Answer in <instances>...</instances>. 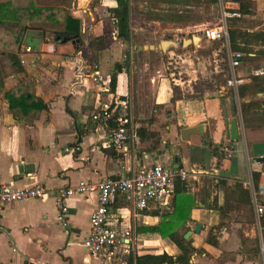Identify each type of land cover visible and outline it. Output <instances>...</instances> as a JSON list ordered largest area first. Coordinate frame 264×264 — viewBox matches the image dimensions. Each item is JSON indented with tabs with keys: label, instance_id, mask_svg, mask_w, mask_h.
<instances>
[{
	"label": "crops",
	"instance_id": "obj_1",
	"mask_svg": "<svg viewBox=\"0 0 264 264\" xmlns=\"http://www.w3.org/2000/svg\"><path fill=\"white\" fill-rule=\"evenodd\" d=\"M253 1L257 14L243 18L241 29L264 31V23L257 20L261 0ZM0 3L15 10L41 7L37 0ZM216 5L211 0H131L127 41L118 37L109 13L116 6L113 0H73L67 11L81 21V38L74 42H58L52 32L64 31L65 24L42 22L44 15L32 16L28 24L23 21L22 28L33 29L26 30L19 50L10 52L19 56L28 38L36 39L38 48L25 54L24 73L8 78L0 93V186L24 189L43 184L57 191L77 187L81 181L127 177L129 171L155 163L187 170L201 181L211 169V176L225 178L227 199L242 204L220 230L214 229L220 224L219 213L206 208L198 190L189 194L195 205L181 217L173 214L172 195L165 204H150L145 211L136 210L131 198L122 197L111 206L112 223L121 232L131 229L133 254L177 256L179 250L170 238L150 230L163 224L167 235L168 226L179 227L182 234L194 232L190 237L194 247L205 252L193 256L191 264H264V240L252 233L253 202L244 203L243 190L252 171L262 173L264 185V163H249L245 148L230 158L222 157L221 150L232 143L230 126L239 111L214 75L222 72L219 66L208 70L199 55L207 46L202 33L212 24L207 11L216 10ZM230 7L237 10L239 4L232 0ZM193 38L199 45L185 47L184 41ZM164 42H171L167 53L162 51ZM235 49L244 55L238 73L242 85H247L264 72V47L236 45ZM77 58L84 61L85 71L77 69ZM95 59L98 82L91 76ZM118 64L123 70L113 93L111 78ZM169 65H175L178 75L168 72ZM23 80L31 82L35 96L48 107L32 124L15 120L7 108V88ZM255 99L264 100V94ZM116 101L126 104L135 124V137L125 156L111 147L113 123L92 120L97 109ZM189 128L200 130L185 140L182 132ZM249 130L254 132L252 143L264 142V128ZM245 169L247 179L241 178ZM98 198L92 191L68 199L69 233L58 221L53 197L8 205L0 212V264H127L124 259L110 262L92 257L84 247ZM198 224L203 226L200 234L195 233ZM211 232L218 246L207 243Z\"/></svg>",
	"mask_w": 264,
	"mask_h": 264
},
{
	"label": "trees",
	"instance_id": "obj_2",
	"mask_svg": "<svg viewBox=\"0 0 264 264\" xmlns=\"http://www.w3.org/2000/svg\"><path fill=\"white\" fill-rule=\"evenodd\" d=\"M116 6L109 9L110 15L115 19L118 30V37L127 41L130 37V1L131 0H113ZM219 0H211L216 4ZM239 4L236 10L242 15V19H232L229 21V34L232 49L236 45L258 46L264 47V31L252 32L241 29L243 18L251 17L257 14V4L253 0H235ZM41 7L35 4L24 10L10 9L9 4L0 3V93L5 90L7 79L17 77L24 73V68L19 60L18 55L11 53L16 52L20 48V44L27 29L22 28L23 21L32 22V16H42V22H54L65 24V30L61 32H52L56 38H60L67 42H74L81 38V21L73 18L67 11L72 6L73 0H37ZM35 14V15H34ZM27 16V17H26ZM30 16V17H29ZM24 17V18H23ZM44 19V20H43ZM35 21L37 19L35 18ZM97 66L96 59L91 63ZM123 67L116 65L111 78L112 92H116L117 78L122 72ZM264 94V72L262 75L254 76L247 85L239 87V98L242 100L241 115L246 128H264V100H258V94ZM246 97H252L251 101H245ZM8 111L13 115L15 120L24 121L32 124L36 120L42 110H47V105L41 99L35 96L31 82L23 80L20 85L7 88L5 93ZM115 105L110 108L114 110ZM118 114V109L115 110ZM115 115V116H116ZM262 173L253 172L255 187L259 190L261 187ZM210 184V185H209ZM239 187L241 185H238ZM243 187V186H241ZM172 191V207L173 214L181 217L186 209H190L195 205V198L189 195L192 191H200L201 201L206 208L216 211L220 215V224L218 227L225 226L230 219V214L239 210L242 204L231 202L226 197L228 184L225 178L215 177L212 180L197 181L194 179L176 178ZM243 189V188H242ZM246 193L245 204L252 205V197L249 189H243ZM214 192V193H213ZM196 193V194H199ZM214 194V195H213ZM163 227V228H162ZM163 224L159 227L150 229L152 233H161L164 237L170 238L174 243L179 254L172 256L167 253L153 255H138L131 253L127 258V264H191L193 256L202 254L203 249L194 247L193 239L186 240L185 234L180 233V228L168 226V235L164 232ZM264 240V235H263ZM207 243L212 246H218L217 236L211 232L208 236ZM260 252V247L257 248Z\"/></svg>",
	"mask_w": 264,
	"mask_h": 264
},
{
	"label": "built area",
	"instance_id": "obj_3",
	"mask_svg": "<svg viewBox=\"0 0 264 264\" xmlns=\"http://www.w3.org/2000/svg\"><path fill=\"white\" fill-rule=\"evenodd\" d=\"M220 3L222 5L220 21L217 26L208 29L205 36L209 40L224 42L230 46V74L226 89L234 91L235 95L239 96V87L244 83V80L238 73V70L242 66L244 55L232 49L229 34V21L241 18L242 15L230 7L232 0H220ZM32 51V47L27 46L24 51L20 53L19 58L22 64L25 63V54L31 53ZM76 65L77 69L85 71L86 65L81 58H77ZM91 69L93 72V75H91L93 81L98 82V67L93 66ZM110 107L111 106H105L97 109L92 115V120L105 124L113 123L114 126L110 131L111 147L119 155H128L135 137L134 120L127 110L126 104L124 105L122 102L116 101L114 110ZM116 109H118L117 115L115 114ZM240 113L241 110H239L238 115L242 117ZM221 151L223 155L231 157L235 152L234 144H228ZM253 159L254 166L260 163L257 158ZM129 172L131 174L127 177L107 178L98 183L81 181L77 187L61 188L57 191H52L43 184H37L33 187L24 189H14L10 185H1L0 212L11 204L27 200H44L53 197L59 212L58 221L65 228L66 232L69 233V222L67 219L68 207L66 204L68 199L75 194H85L96 191L99 195L98 205L92 214L91 231L84 242V247L90 256L104 257L110 262L118 261L121 252L128 258L132 253L130 251L132 231L129 229L121 232L118 227L112 223L111 206L120 198L129 197L133 200L136 210L145 211L149 208L150 204L162 205L169 201L176 178H182L183 180L199 178L196 174L191 175L179 167L166 168L158 163ZM253 172L254 171L251 172L246 186L249 191L252 189L250 193L252 192L251 197L254 213L258 222V227L264 231V185L254 193L252 188L255 187ZM127 258L125 260H127Z\"/></svg>",
	"mask_w": 264,
	"mask_h": 264
},
{
	"label": "rangeland",
	"instance_id": "obj_4",
	"mask_svg": "<svg viewBox=\"0 0 264 264\" xmlns=\"http://www.w3.org/2000/svg\"><path fill=\"white\" fill-rule=\"evenodd\" d=\"M261 3H262L261 9H260V11H261L260 13L261 14L257 15V20L259 22H262V24H263L264 23V2H263V0H261ZM221 6L222 5H221L220 0H219V2L216 5V10L208 9L206 15H208V19L212 21V24L204 29V31L202 33L204 37H205L206 31L208 29L217 26V24L219 23L220 18H221ZM205 40L207 41L206 42L207 46H206V48H203L199 52L200 57H202L201 60L202 61L203 60L206 61V65H207L206 68L208 70H211V71H215V68L217 66H219V71H222V72H220L219 74H214V75H215L218 83L224 84L225 88H226L228 77H229V74H230V65H229L230 46L227 45L224 42L210 41L206 37H205ZM197 45H199V43H197L196 46ZM170 47H168V49L166 50L165 53L168 52ZM19 60H20V58H19ZM167 62L169 63V61H167ZM174 67H175V65H169L170 70H168V72L170 73V71H172V72H175L178 75L179 70H176ZM227 92H229V94L233 97V99L235 101V107H236L237 112H238L239 110H241V101L239 99V96H236L234 91H230V90L227 89ZM235 119L238 121V123H240V128H241V143H239V144L237 143L236 146H234L235 151L242 150L243 148H245V151H246L248 157L250 158V163H254V159H253L254 157L252 155V144L253 143L251 141V138L252 139L254 138V137L251 136V134H254V132H251L248 128L245 127V125L243 123V120H242V117H239V115H235ZM232 144H235V143H232ZM222 157L224 159L230 158V157H228L226 155H223ZM214 167L218 168L217 164L214 165ZM187 172L188 173H192V172H189V171H187ZM208 173H209V175H202V177L203 176H207V177L206 178L203 177V179L201 181L212 180V179L215 178V176H211L210 175V174L214 173L213 170L208 169ZM244 174L245 175L241 176V178L247 179V170L246 169L244 171ZM198 181H200V180H198ZM252 188H253L254 193L258 191V189L256 187H252ZM250 191H252V189ZM251 195H252V192H251ZM252 216H253L252 217V228H253L252 233H255L257 235L258 239L259 238L263 239L264 231L261 228L258 227V222H257V219H256V216H255L254 212H252ZM234 217L232 219H234ZM226 225H228V224H225V226ZM220 229L221 228H218L217 230H220ZM261 255H262V258H264V252L261 251ZM125 257L126 256H124L123 253L121 252L120 255H119V258L121 260H123V259L125 260L127 258V257L126 258Z\"/></svg>",
	"mask_w": 264,
	"mask_h": 264
},
{
	"label": "water",
	"instance_id": "obj_5",
	"mask_svg": "<svg viewBox=\"0 0 264 264\" xmlns=\"http://www.w3.org/2000/svg\"><path fill=\"white\" fill-rule=\"evenodd\" d=\"M61 39H58V42H60ZM28 47H32L37 49L38 48V41L35 39L28 38L26 41ZM67 42V41H64ZM197 44L198 39L193 38L191 40H185L184 41V46L187 47L190 44ZM171 46V42H164V46L162 48L163 52H166L168 47ZM112 103H110V106ZM200 130V129H198ZM196 128H189L186 129L182 132V137L183 139L187 140L189 135L197 133L198 131ZM230 133H231V142L232 143H238L241 141V133H240V128H239V123L236 119L232 120L231 126H230ZM252 155L254 158H257L260 163H264V142H258V143H253L252 144ZM203 226L201 224H198L195 228V233L200 234L202 231ZM194 234V232L190 231L185 235V239L189 240L190 237Z\"/></svg>",
	"mask_w": 264,
	"mask_h": 264
}]
</instances>
